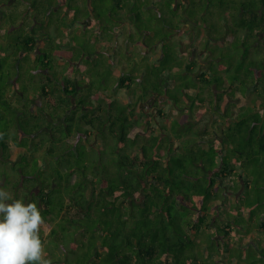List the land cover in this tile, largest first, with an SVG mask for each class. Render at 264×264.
I'll return each mask as SVG.
<instances>
[{
    "label": "trees",
    "instance_id": "trees-1",
    "mask_svg": "<svg viewBox=\"0 0 264 264\" xmlns=\"http://www.w3.org/2000/svg\"><path fill=\"white\" fill-rule=\"evenodd\" d=\"M78 1L0 0V189L37 204L46 258L264 264L256 250L264 247V0H204L205 13L180 17L182 31L190 28L184 34L198 42L202 19L219 20L222 40L205 53L221 48L223 58L209 62H185L182 45H164L168 37L145 27L150 8L163 20L164 0H150L146 11L137 0H115L117 11L106 18L127 23L116 32L160 41L152 43L160 44L158 65L137 74L123 66L114 87L130 93L125 102L91 79L80 83L71 60L64 65L76 54L59 48L72 24L57 15L79 18ZM167 1L172 12L194 7ZM88 14L83 25L97 22L94 10ZM226 41L243 56L227 51ZM250 90L248 103L235 104ZM152 98L157 112L147 114L139 105ZM169 108L179 117L168 118ZM156 115L166 118L160 128Z\"/></svg>",
    "mask_w": 264,
    "mask_h": 264
},
{
    "label": "rangeland",
    "instance_id": "rangeland-1",
    "mask_svg": "<svg viewBox=\"0 0 264 264\" xmlns=\"http://www.w3.org/2000/svg\"><path fill=\"white\" fill-rule=\"evenodd\" d=\"M114 1L115 0H79L77 3V8H75L76 11H78V15H80V17L77 19L71 18L69 15H67L68 13L65 10H62L61 13L57 15L58 18H65L66 20H68L69 24H72V26H70V30L66 31L65 33L66 42H63L64 46H60L59 48L60 50H65V55H68L71 52L76 53L75 56L71 59H63V62L65 63L64 65H68L70 63V60L73 62L76 67L75 70L79 74V77L81 79H79L80 83L89 84L91 79L90 84H93L97 88L100 87L102 90H105V92L116 94L122 102H125L130 101V93H128L126 90H119L117 87H114L118 83L117 77L120 76L123 66L129 65V73L132 74L133 72L131 73V71H134V74H137L139 72H142L143 70L147 71L149 65H158L157 58L159 56L158 51L160 49V44L158 47L155 46V49L154 45L158 44V42L160 41L148 36L145 42H143L140 40L139 33L135 31L129 33V36L125 33L122 34L125 42H129V45H122L120 41L117 40L115 34H112L113 30L114 32L119 30L117 26L119 27L120 25L114 23L113 21L111 22V20L106 18L107 11L110 10L113 11V13L117 11L114 6ZM192 1L193 2H191L190 0L191 4L193 3L195 8L190 6L189 9L184 10L183 7L180 6L173 12L171 11L169 6H166L168 2L167 0H164L163 4H160L161 2L158 3L160 7L165 9L166 15L164 16L163 20L159 18V21L158 19H156V16H154L153 9L150 8L146 23H144L145 27H147L149 31L153 30V35L151 34L153 37L159 39H162L163 35L165 37H168V39L161 41L164 42V45H168L169 42L174 46L178 45V47L180 48L182 45V49L179 50V53L180 57H183L182 60H184L185 62H190L195 59L202 60L203 62H209V60H207L208 56L214 59L223 58V52H221V48L217 49V53L214 55L205 53L206 49L210 53H214L213 50L219 47V44L217 42H220V40H222H219V38L216 37L220 32L219 30H221L218 19L215 23V26H208L207 24H203L204 19H202L201 23H199L195 31L196 36L199 33V37H202L203 34L205 40H202L201 42H198V40L195 39H189L192 38V35L188 37L187 34H184V31L190 32V28L188 30L182 31L183 27L180 17H187V15H189L190 17L194 18L196 17V15L193 11H196V13L199 12L201 14L205 13V9L203 7H200L204 0ZM136 2L139 5V8H145L144 11L148 10V7L154 6V1L150 0H137ZM93 10L95 21L97 22L88 23V21H85V24L83 25L82 23L84 22V20L88 18L87 17L86 19H84L85 15L87 14L89 16L88 13L92 14ZM139 11L142 10L140 9ZM192 14L194 15L192 16ZM217 15L220 17L219 13ZM100 16H102L103 20H101ZM90 17L93 18L92 15H90ZM172 23L175 26L171 29L169 25ZM164 26L167 28L164 29ZM193 26L196 27V25L194 24ZM180 30L181 32H178ZM155 34H157V36ZM208 34L211 36L210 39H206ZM192 41L197 42L193 43ZM227 41L225 43L226 50L231 51L233 56L241 58V56H243V53L240 52L239 49L233 45V43H228ZM153 42L156 43L152 45ZM101 45H103V47H101ZM148 51L149 54H145V52ZM127 52L129 53L127 54ZM59 61L60 60L56 61L55 70L61 76L63 75V71L61 70V68H63L64 65H58ZM164 69L166 70V67H164L163 70ZM112 72L115 73L116 77L112 75ZM252 93V90H250L246 95V99H241L242 97H238L233 101L235 102V104L237 103L239 105L245 102L248 103L250 97H252ZM152 101L153 98L151 99V101L139 105V108L147 114H156L157 111L152 107ZM178 113L179 112H177V109L169 108L168 118L172 117L173 119L175 117H179ZM165 120L156 115L154 124L159 127L161 125L160 123L164 122ZM206 121L207 119L199 120L202 126L207 125ZM172 123L173 122H171L170 124ZM190 131L191 130L187 129L186 127L181 129L180 134L182 135V139L187 141L188 139L186 138H188ZM254 195L255 194L252 193L251 197L253 198ZM256 250L258 251V254H262L261 257L264 258V247ZM248 264H251V262L248 261Z\"/></svg>",
    "mask_w": 264,
    "mask_h": 264
},
{
    "label": "clouds",
    "instance_id": "clouds-1",
    "mask_svg": "<svg viewBox=\"0 0 264 264\" xmlns=\"http://www.w3.org/2000/svg\"><path fill=\"white\" fill-rule=\"evenodd\" d=\"M44 223L35 202L0 189V264H52L40 237Z\"/></svg>",
    "mask_w": 264,
    "mask_h": 264
},
{
    "label": "crops",
    "instance_id": "crops-1",
    "mask_svg": "<svg viewBox=\"0 0 264 264\" xmlns=\"http://www.w3.org/2000/svg\"><path fill=\"white\" fill-rule=\"evenodd\" d=\"M115 23H119V22H118V21H115ZM124 25L127 26V23H125V24H120L119 28L121 29ZM122 34H123V33H122ZM122 34H121V32H116V33H115V36H116V38H117L118 41H120V42H125L124 38L122 37ZM119 38H120V39H119ZM114 75H115V73H114Z\"/></svg>",
    "mask_w": 264,
    "mask_h": 264
}]
</instances>
